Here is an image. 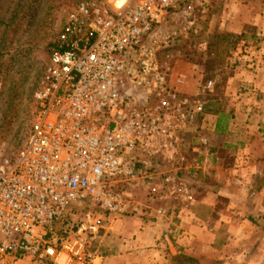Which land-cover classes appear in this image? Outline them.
Returning a JSON list of instances; mask_svg holds the SVG:
<instances>
[{
	"label": "built area",
	"instance_id": "2783aa9c",
	"mask_svg": "<svg viewBox=\"0 0 264 264\" xmlns=\"http://www.w3.org/2000/svg\"><path fill=\"white\" fill-rule=\"evenodd\" d=\"M207 2L79 0L68 9L27 139L14 153L0 150V264H96L112 221L141 211L126 183L148 184L150 198L179 211L193 206L199 162L184 144L207 113L200 93L213 80L197 95L179 90L186 76L174 73L172 48L181 32L165 26L190 28Z\"/></svg>",
	"mask_w": 264,
	"mask_h": 264
},
{
	"label": "crops",
	"instance_id": "0c3cea01",
	"mask_svg": "<svg viewBox=\"0 0 264 264\" xmlns=\"http://www.w3.org/2000/svg\"><path fill=\"white\" fill-rule=\"evenodd\" d=\"M209 2V32L235 36L228 59H240L238 46L250 43L243 34L255 33L252 76L237 67L235 80L225 85L228 97L186 136L188 158L199 162L189 179L193 206L179 211L176 203L150 198L144 183L137 196L141 211L112 221L99 240L107 236L105 241L96 243V264H172L180 257L200 264H264V0ZM196 84L187 94L196 93ZM199 136L207 137V146ZM161 206L169 208L168 217L156 214Z\"/></svg>",
	"mask_w": 264,
	"mask_h": 264
},
{
	"label": "rangeland",
	"instance_id": "374dc122",
	"mask_svg": "<svg viewBox=\"0 0 264 264\" xmlns=\"http://www.w3.org/2000/svg\"><path fill=\"white\" fill-rule=\"evenodd\" d=\"M78 1L0 0V150L5 153L16 152L27 139L37 82L49 61L52 44L66 12ZM93 1L113 4L126 1L130 4L133 0ZM209 5L208 0L203 9L195 12L194 24L190 28L186 25L184 29L183 24L179 25V22L172 19L165 27L171 29L178 26L181 32L172 48V65L175 74L186 76L182 92L187 94L196 82L199 90L201 84L209 79L213 80L212 91L204 90L200 93L206 111L213 112L224 101V96L225 99L228 97L225 95V85L229 79L234 78L233 71L237 67L245 69L252 76L250 71H253L255 63L254 57L251 58V53L255 52V40L252 37H255V33L253 35L252 31L247 30L243 34L250 43L244 42L238 46L240 59H228L230 52L236 47L235 36L218 31L209 32ZM244 55L247 57H243ZM198 90L191 95H197ZM210 161L215 165V159ZM143 184L126 183L124 186L134 191L140 199L139 191L143 190ZM101 247L103 248L102 245ZM137 257L141 256L138 254ZM190 259L180 257L171 262L200 264L197 259Z\"/></svg>",
	"mask_w": 264,
	"mask_h": 264
},
{
	"label": "trees",
	"instance_id": "16d2710c",
	"mask_svg": "<svg viewBox=\"0 0 264 264\" xmlns=\"http://www.w3.org/2000/svg\"><path fill=\"white\" fill-rule=\"evenodd\" d=\"M52 46H53V44H52Z\"/></svg>",
	"mask_w": 264,
	"mask_h": 264
}]
</instances>
